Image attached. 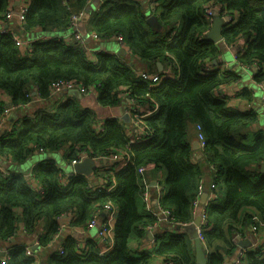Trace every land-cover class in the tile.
<instances>
[{
	"label": "trees",
	"instance_id": "trees-1",
	"mask_svg": "<svg viewBox=\"0 0 264 264\" xmlns=\"http://www.w3.org/2000/svg\"><path fill=\"white\" fill-rule=\"evenodd\" d=\"M92 1L31 0L24 13L22 28L70 30L72 14L85 10L81 22L83 31L87 33L89 28L103 40L121 34L138 60L151 64L152 69L157 61H162L178 78H167L150 87L139 75L141 69L130 65L125 56L101 52L97 54L95 64L92 56L74 38L35 41L31 56H23L21 43L13 33L1 32L0 122L8 105L11 109H19L36 96L50 100L54 97L51 84L57 80H76L89 90L95 87L102 106L119 105L122 93L134 99L137 107L159 105L156 114L144 118L154 136L137 143L129 141L127 133L132 131L131 122L119 118H105L103 130L98 131L96 112L77 96L51 111L42 108L33 116H19L11 130L0 133V156L10 157L14 163L27 161L39 148L58 151L67 144L70 149L66 157L70 161L80 150L88 151L94 157L128 151L130 161L114 173L117 186L110 193L96 190L90 179L82 174L71 177L67 186L62 185L63 169L54 159H46L31 169L33 178L41 183V192L33 190L22 173L9 176L0 169L1 246L15 238L23 224L24 235L35 237L39 241L38 252L44 251L60 230L58 218L61 214L75 213L70 228L86 226L96 209L110 200L118 214L114 246L108 253L99 255L97 239L86 238V245L81 248L78 237L67 234L60 247L48 255L46 263L151 264L152 256L156 255L167 264H197L194 246L183 231V225L194 219L193 200L199 182L206 174L203 162L193 161L194 150L188 133V125L192 122L201 126L205 136V162L212 169L209 175L218 195L208 206L209 228L204 233L211 251L207 253L206 264H225L218 242H225L227 253H233L237 246L233 238L237 232L243 233L239 228L245 224L240 217L243 208L254 207L264 216V172L261 169L264 133L256 132L251 142L250 127L258 121L257 112L235 110L228 105L226 97L216 94L219 86L235 81L237 76L220 67L207 72L203 70L206 63L211 64L220 53L219 46L206 39L212 24L206 16L205 6L216 1L225 4L230 15L240 13L235 23L224 26L223 40L231 45L240 38L247 41L246 50L238 54L237 60L242 66L261 65L255 80L262 83L264 0H159L160 30L146 23V7L141 0H105L100 10L88 11ZM9 7L10 0H0V18L6 17ZM178 20L180 27L176 35L168 40ZM1 92L9 96V101H4ZM240 96L250 99L252 93L244 88ZM146 164L166 170L165 192L159 203L162 210L171 214L166 222L179 231L158 232L152 249L136 254L129 246L132 234L142 238L162 222L161 216L145 209L139 201L143 176L138 173V168ZM253 165L258 167L252 169ZM106 179L113 181L110 172ZM42 221L46 222L41 231ZM249 224L255 225L264 235V219L255 221L252 217ZM26 245L28 242L24 240L11 242L8 257L2 259L0 253V264H37L39 254L28 256ZM244 260L246 264H264V249L247 251Z\"/></svg>",
	"mask_w": 264,
	"mask_h": 264
},
{
	"label": "crops",
	"instance_id": "crops-1",
	"mask_svg": "<svg viewBox=\"0 0 264 264\" xmlns=\"http://www.w3.org/2000/svg\"><path fill=\"white\" fill-rule=\"evenodd\" d=\"M104 1L105 0H101L100 3ZM141 1L142 3H144L146 9L149 7H152L156 2V0H141ZM30 3H31V0H10V7L13 6L12 8L14 9L13 16L11 18H7V17L0 18V31L4 29L6 30L8 29L10 32L13 33L15 38L20 39L21 41L20 53L23 56H28V57L31 56L32 44L35 41H45V40L53 39L55 37L62 38L64 40H69V39L72 40L74 36L73 29L44 30L41 27H33L29 30H24L22 28V21H21L20 15L17 13V11L19 10L20 5H24V4L30 5ZM212 24H213V21H212ZM86 31H88L89 33L90 32L89 28H87ZM89 39H91L89 43L96 48L97 53L106 52V53L115 54L116 52L115 49L117 48V44H115V42H111V40L109 39H105V41H103V39L92 40L91 37ZM241 44L242 42L240 40H238L236 44L234 43L232 45L226 43L224 47H220L219 44H217L219 46L220 53L218 54L217 58L211 62V64L214 67H220L221 70H227L232 75L237 76V79L235 81L219 86L216 90V94L221 97H226L228 101V105L235 110H240V111L248 110V111L257 112L258 121L250 127V133H251V139H252L251 142H253L254 134L256 132L262 131L264 133V85H262L261 83H258L255 80V71L253 67L242 66L237 60L236 54L238 53L237 50H238V47L241 46ZM229 54H231V56ZM123 56L126 57L130 65L136 66V68H139L141 70L148 71L151 73L153 72L154 69H156L155 70L156 73H162L164 69L170 67L164 64L162 61H157L155 68L152 69L151 64L147 65L146 63H142L132 54L129 55L125 53V55ZM158 62H161L163 64L162 70L159 69ZM244 88H248L251 91L252 96L250 99L240 96V92H242ZM33 94L35 95L36 92L34 91ZM98 94L99 92L97 90L95 92H90L88 94L80 93L74 90L72 92L63 91L58 94H54V97H52L50 100L40 99L37 96L33 97V100L30 103L24 106H21L19 109H13V108L11 109L6 120L2 123L0 127V133L11 130L13 127V124L15 123V120L19 116H22V115L33 116L35 111H38L42 108H45L46 110L51 111L52 108L58 106L60 103H63L64 101L68 100L72 96H77L78 98L81 99L84 105L89 106L96 112V116H97L96 118L98 119V123L100 124L98 125L99 127H102V129L104 128L103 122L105 118L115 117V118H119L122 120V116L125 115V113H127L126 109L129 106L128 97L122 96V101L117 106H102L97 100ZM1 97L6 99L7 101L9 99V96L4 92H1ZM126 122L130 123L131 119ZM197 126L198 124L192 123V122H190L188 125V133L190 136L191 145L193 141L198 140V127ZM69 149H70L69 144L65 145L62 149H60L58 152H55L54 155H52V156L56 155V158L49 157L43 154H37V156L34 158V163H32L31 166L22 168L21 167L22 165H20L16 167V173L18 174L22 173L24 176H26L29 186L33 190L37 192H41L42 191L41 183L37 179L33 178L31 174V169L37 164L44 162L46 159H54L58 167L62 169L64 166L63 158H66V160L68 161L66 157V153L69 152ZM197 152L198 151H194L193 161L203 162L202 165L204 167V171H206V174L203 176L202 180H203L204 187H205L204 192H207V197H208L210 193L214 192V185L212 184V179L210 178V175H209V172H212V169L205 162V154L203 156H199V154L197 155ZM119 153L120 152H116V153L110 154L109 156L95 158L97 167L95 168V170L92 172L91 175L89 176L85 175L90 179L91 183L93 184V187H94V182L97 181V179H99L100 181L101 180L104 181L108 172L111 173L114 171L112 167H114L115 163L117 162L114 159V156L119 155ZM3 164L5 163L0 158V166L2 167ZM257 167L253 165L252 169H255ZM71 169L72 170L68 174L63 171L61 178L64 179V181H66L70 177L78 175L74 171V168H71ZM13 170L14 169H12V171ZM166 176L167 174L162 169H157L154 166H150L143 174V180H142L143 190H142L141 197L139 196V201L143 203V205H145V209H147L150 212L157 213V211L160 212L159 210H161V208H159L160 207L159 200H160L161 194L165 192L163 188L164 186L161 183L162 182L164 183ZM156 182H159L161 185L157 186ZM217 191L219 190L217 189ZM145 194H146V197H145ZM206 199L203 200L201 198V201H202L201 207L203 206V203H205ZM199 212H200V209L198 208L196 214H198ZM240 217H241V222H244L245 224L242 225V227H239L238 224L237 225L234 223L233 224L236 225V227H239L243 230L244 238L242 241H249L252 243V245H250L248 248H257V247L261 248L262 246L260 245L264 243L262 242L263 238L261 237V233L254 234L252 230L253 225L249 223L251 222L252 217H254L255 221L256 220L259 221V220H263L264 216H261L259 211L256 208L251 207V206H246L243 208ZM58 220L60 223V230L53 236L52 242L50 243V247L48 249L46 250L44 249V251L40 250L39 252H37V255L39 254L40 256V259L37 261L38 262L37 264H47L46 259L48 255L52 251L56 250L57 247L58 248L60 247L61 243L63 242V239L65 238L67 234L75 235L78 237L79 240H82L84 242H86V238L88 237H90L91 239L98 240V231L100 227L99 222L97 223L96 226H94L93 228H89L87 230H84L81 226L70 228L71 227L70 225L62 229L61 223L67 224L69 219L66 217H62V218H58ZM45 222L46 221H42L40 223L39 228L41 231L44 229ZM24 231H25V228L22 224L19 228L18 235L15 238H13L14 241H12L13 239L9 240V242L5 243V246H1L0 244V248H1L0 253L3 254L5 250H9L8 246L11 242H21L24 240L25 242L30 243L31 241L35 239V237H26L24 235ZM151 231L155 234L154 239H156V235L158 232H159L158 234H164L165 232L174 233V232H178L179 230L175 229L174 227L169 225L166 221L162 220V222L158 225V227ZM149 232L150 231H148L146 236L142 238L138 237L137 234L135 233L132 234V236L130 237L129 246L132 250H134V252H136V254H140L142 251H150L152 249V244H151L152 238L149 237ZM191 242L194 246V251L196 255L195 244L193 241ZM218 246L222 247L220 251L224 255L225 264H227V262L233 264L234 260L237 258L235 256H236V253L239 252L240 247L237 245L233 253L230 255L227 253L228 246L225 242H218ZM213 250L215 249L213 248ZM151 264H166V263L163 258H161L160 256L154 255L152 256Z\"/></svg>",
	"mask_w": 264,
	"mask_h": 264
},
{
	"label": "built area",
	"instance_id": "built-area-1",
	"mask_svg": "<svg viewBox=\"0 0 264 264\" xmlns=\"http://www.w3.org/2000/svg\"><path fill=\"white\" fill-rule=\"evenodd\" d=\"M66 1L67 0H63V2H66ZM102 3H100L96 6V8L98 10H100ZM158 4H159V1L156 0L155 4L152 7H149V11L147 13V16L152 15V14H158V10H157ZM12 7H9V11L6 15L7 18H11L14 14V9ZM28 7H29V5H27V4L20 5L17 13L20 15L21 21L23 20L24 13L27 11ZM226 9H227V7L225 4H223L221 2L213 1V2H210L209 4H207L205 6V13H206V16L210 19L211 24H212V21H213L215 16H221L226 27H227L231 23H235L238 20L240 13L236 12L235 14L230 15ZM85 15H86L85 10H82L80 12L72 14V18H71V27L72 28L71 29L74 30L73 38L76 40V42H78L80 44L81 47H83L86 50V52L89 54V56H92V58L94 60L93 62L96 64L98 62L97 51H96V48L89 43V41L91 40L89 38L91 37L92 40H99L100 37L93 31L89 32V34L87 36H84L83 33H81V30L79 29V25L82 22ZM174 25L176 27L174 29H172V32L169 35L168 40H171L173 38V36L176 35V33L180 27V20H178ZM5 31H9V30L4 29V30L0 31V33L5 32ZM208 31L209 30H207V32ZM207 32H206V34H207ZM16 39L19 43H21L20 39H18V38H16ZM106 39H115L120 44L119 48H123L125 53H127L129 55L132 54L131 49L129 48V46L127 45L125 39L123 38V36L121 34H115L111 37H107ZM239 40L242 42V44H241V46L238 47V50H237L238 53L236 54V56H238L239 53H243L247 47V41L244 38H240ZM109 54H111V53H109ZM115 54L120 56L117 53V51L115 52ZM122 60L126 61L125 58H122ZM213 67L214 66L212 64H210V62H207L203 70L207 72L209 70H212ZM252 67H253L255 73L262 69L261 65H259L258 63H254L252 65ZM139 75L144 80H147L150 87H154V86L159 85L164 79H167V78H172V79L178 78L177 74L172 70L171 67L164 69L162 71V73H156V72L151 73L148 71L140 70ZM261 84L264 85V80L262 81ZM75 89H77L80 93H84V94H88L90 92H95L97 90L95 87H92L89 90L88 87L84 86L82 83H80L76 80H57V81L52 82V84H51L52 94H58V93L63 92V91L72 92ZM121 95L123 97L125 96L124 93H122ZM126 97H128V99H129V106L126 109V112L130 115L131 125H132V131L128 132V135L130 138V140H129L130 143H137V142L147 141V140L151 139L154 136V132H153V129L146 124V122L144 121V118L156 114L158 112L159 105L155 104V106L151 107L149 104H146V105H142V106L137 107L134 99L130 98L127 95H126ZM4 101H7V100L4 99ZM8 101H9V99H8ZM10 111H11V107L8 105L5 108L4 117L1 119L0 127H1L2 123L6 120ZM99 125L97 126V130L98 131L103 130L102 127H99ZM197 127H198V139L200 140L201 147L204 150V147L206 144L205 136L201 132V126L198 124ZM39 150L43 151L42 148H39ZM88 156L94 157L88 151L80 150L78 152V154L76 155V157L71 160V163L75 164L78 161H81L83 158L88 157ZM94 158H98V157H94ZM114 159L117 162L115 163V166L113 167L114 171L110 173L113 181L109 182V180L106 178L104 179V181H102V180L100 181L99 179H97V181L94 182V188L96 190H99V191L104 190L107 193L113 192L115 190L117 183H116V180L114 177V173L123 169L129 163L130 154L128 151H123L122 153H119V155L114 156ZM150 166H152V164H146V165L139 167L138 173L143 176L145 171ZM0 169L4 171L5 175H10V173L8 171H5V169L2 168L1 166H0ZM70 179H71V177L68 178L66 181H64V179H62L61 184L64 186H67L68 184H70ZM161 184L159 182H156L157 186H160ZM204 191H205L204 183H203V180H201L199 182L198 190H197V193H196L195 198L193 200V208H194V214H195L194 216L197 215L196 213H197L198 208L200 209V212L198 214H200L201 219H200L199 225H197V232H198V238H199L200 242L202 243V246L205 250V254L207 255V253H209L211 251V248L208 247L206 244V236L204 233V230L209 228V226H208V215H207L208 206H209L211 201H213L217 198L218 195L215 192L210 193L208 195L205 203H203V206L201 207V204H202L201 198H202V195L204 194ZM145 197H146V194H145ZM159 208H161V207H159ZM159 211L160 212L157 211V213L159 216H161L162 220L166 221L169 218H171V214L169 211H164L162 209ZM117 214H118V209L112 203V201L108 200L96 209V211L93 213V215L90 217V219L88 221V229L96 226L98 222L100 223V227H99V231H98V247H99L98 253L100 256H104L114 246V234H113V232H114V227H115V223H116V219H117ZM102 216H103V218H102ZM62 217H66L69 219L67 224L61 223V228L63 229V228L70 225V222L72 221L71 218L76 217V215H75V213L69 211V212H65L59 216V218H62ZM192 222H193V220L189 223H185L183 226H188V225L192 224ZM151 230H149V231H151ZM252 230H253L254 234L260 233V232H258L257 227L255 225L252 226ZM261 237L263 238L262 242H264V235L262 233H261ZM243 238H244V234L241 232H237L234 236V240L235 239L243 240ZM155 243H156L155 239L152 238V240H151L152 246H153V244L155 245ZM33 244L37 246V245H39V241L35 238L33 240ZM78 244L81 248H84L86 245V242L79 240ZM260 246H262V250H263L264 249V243ZM257 248H259V247H257ZM257 248L244 249V251L241 253V255L235 259L233 264H246V260H244L246 252L250 251V250H256ZM25 251H26L28 256L37 257L36 256V254H37L36 250L32 248L31 244L25 246ZM8 253H9V251L5 250V252L1 256V258L6 259L8 257ZM168 264H174V263L171 262Z\"/></svg>",
	"mask_w": 264,
	"mask_h": 264
},
{
	"label": "water",
	"instance_id": "water-1",
	"mask_svg": "<svg viewBox=\"0 0 264 264\" xmlns=\"http://www.w3.org/2000/svg\"><path fill=\"white\" fill-rule=\"evenodd\" d=\"M100 1L101 0H93L92 4L94 6H97L100 3ZM92 9H93L92 6H88L87 8L88 11ZM148 11H149V8L146 9L147 13ZM146 23L153 29L160 30L162 28V23L159 19L158 14H152V15L147 16ZM224 26H225V23L222 17L215 16L213 19L212 27L206 34V39L219 44L220 47H224L226 44L222 36V31H223ZM79 29L83 32V34H85V36L88 35L85 31H83L82 23L79 25ZM116 51L119 55H125V51L123 48H118ZM158 66L160 70L163 69V64L161 62H158ZM122 120L129 121L130 115L128 113H125V115L122 116ZM192 148L194 151H198L197 155L198 154L199 156L204 155V151L201 147L200 140L193 141ZM96 167H97L96 159L91 156L85 157L81 161H78L77 163L73 165L74 171L77 174H82V175H87V176L91 175ZM261 168H262V172H264V163L261 164ZM206 197H207V192H204V194L202 195V199L204 200L206 199ZM200 219H201L200 214H197L194 217L192 224L188 226H184L183 229L186 232V234L189 236L190 240L193 241L195 244L197 264H206L207 256L205 254V250L202 246V243L200 242L198 238V232H197V225H199ZM149 237L154 238V233L152 231L149 232ZM12 241H14V239ZM234 241L240 247V250L239 252L236 253L235 257H239L241 253L244 251V249H247L250 245H252V243L249 241H242L239 239H235ZM32 248L37 251L39 250V247L34 245L33 243H32ZM227 264H232V263L227 262Z\"/></svg>",
	"mask_w": 264,
	"mask_h": 264
},
{
	"label": "rangeland",
	"instance_id": "rangeland-1",
	"mask_svg": "<svg viewBox=\"0 0 264 264\" xmlns=\"http://www.w3.org/2000/svg\"><path fill=\"white\" fill-rule=\"evenodd\" d=\"M89 6H92L93 9L96 8V6H94L92 3ZM109 40H111V42H115V44H117V48L115 49V50H117L120 46L119 42H117L115 39H109ZM103 41H105V40H103ZM229 55L231 56V54H229ZM75 91H78V90L75 89ZM58 151H46V150L40 151V150H37L34 156H32L31 158H29L27 161H25L23 163H14L10 157L0 156L1 160H3V162L5 163L2 165V168L7 169L9 172H13V171L16 172V167H18L20 165H22L21 166L22 168L31 166L32 163H34V158L37 156V154H43V155H46L49 157L56 158V155L55 156H52V155H54V153L58 152ZM63 160H64V166L62 169L65 173L68 174L72 170L71 168H73L74 164H72L69 159L67 161L66 158H63ZM12 169H14V170L12 171ZM162 170L166 173V170H164V169H162ZM162 184H163V182H162ZM74 219H75V217L71 218V220H74ZM80 226L84 230L88 229V223L86 224V226H82V225H80Z\"/></svg>",
	"mask_w": 264,
	"mask_h": 264
},
{
	"label": "clouds",
	"instance_id": "clouds-1",
	"mask_svg": "<svg viewBox=\"0 0 264 264\" xmlns=\"http://www.w3.org/2000/svg\"><path fill=\"white\" fill-rule=\"evenodd\" d=\"M100 4V3H99ZM81 33H82V31H81ZM88 33V32H87ZM89 34V33H88ZM84 35V34H83ZM85 36V35H84ZM106 53V52H105ZM98 54V53H97ZM109 54V53H108ZM199 140V139H198ZM204 151V150H203ZM9 172V171H8ZM10 174L11 173H16V172H9ZM10 176V175H9ZM195 217V216H194ZM13 239V238H12ZM32 243H33V241H31L30 243H28V245L29 244H31L32 245ZM37 246H39V245H37ZM38 251L36 250V253H37ZM207 256V255H206Z\"/></svg>",
	"mask_w": 264,
	"mask_h": 264
}]
</instances>
